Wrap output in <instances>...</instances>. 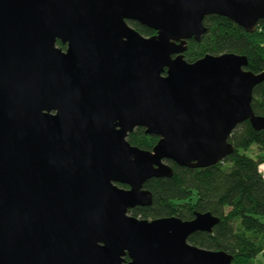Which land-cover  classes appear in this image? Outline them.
<instances>
[{"label": "water", "instance_id": "obj_1", "mask_svg": "<svg viewBox=\"0 0 264 264\" xmlns=\"http://www.w3.org/2000/svg\"><path fill=\"white\" fill-rule=\"evenodd\" d=\"M208 15L253 32L264 0H0V264H231L188 242L219 221L209 212L129 214L168 160L209 167L239 124L264 128L251 108L264 70L183 57ZM136 127L159 137L151 150L127 141Z\"/></svg>", "mask_w": 264, "mask_h": 264}, {"label": "trees", "instance_id": "obj_2", "mask_svg": "<svg viewBox=\"0 0 264 264\" xmlns=\"http://www.w3.org/2000/svg\"><path fill=\"white\" fill-rule=\"evenodd\" d=\"M127 23L143 36L156 34L138 22ZM203 25L206 31L199 41L187 40L183 52L187 62L206 54L235 53L246 56L247 70H264V18L257 21L253 32L219 15L206 16ZM57 46L65 47L60 41ZM251 108L255 115L264 116V81L252 90ZM126 139L151 150L159 137L136 127ZM228 142L233 153L209 167H183L168 160L170 177H154L144 183L152 194V204L135 207L129 214L149 220L170 216L191 220L197 212H209L219 221L211 232L191 234L190 244L224 251L232 255L231 264H264V175L259 170L264 163V128L256 129L246 120L231 132ZM258 255L261 259L256 262Z\"/></svg>", "mask_w": 264, "mask_h": 264}, {"label": "rangeland", "instance_id": "obj_3", "mask_svg": "<svg viewBox=\"0 0 264 264\" xmlns=\"http://www.w3.org/2000/svg\"><path fill=\"white\" fill-rule=\"evenodd\" d=\"M259 170H260V172L264 175V163H261V164L259 165ZM260 259H261V255H258L257 258H255L254 261L258 262Z\"/></svg>", "mask_w": 264, "mask_h": 264}, {"label": "flooded vegetation", "instance_id": "obj_4", "mask_svg": "<svg viewBox=\"0 0 264 264\" xmlns=\"http://www.w3.org/2000/svg\"><path fill=\"white\" fill-rule=\"evenodd\" d=\"M57 41H59V40H57ZM57 41H56V46H57ZM63 45H65V44H63ZM58 48H60V49H62L63 51L66 49V45H65V47L64 48H61V47H59V46H57ZM125 186V185H124ZM121 187H123V186H121ZM126 187V186H125Z\"/></svg>", "mask_w": 264, "mask_h": 264}]
</instances>
